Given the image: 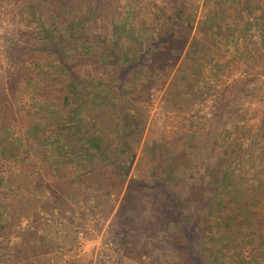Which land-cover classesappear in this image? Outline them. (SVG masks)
<instances>
[{"label": "rangeland", "instance_id": "obj_1", "mask_svg": "<svg viewBox=\"0 0 264 264\" xmlns=\"http://www.w3.org/2000/svg\"><path fill=\"white\" fill-rule=\"evenodd\" d=\"M192 1L186 15L191 24L188 36L201 34L208 44L203 58L197 56L201 65L195 75L186 73L189 82L183 83L179 91L171 95L170 102L165 95V82L149 85L142 95H138L139 77L136 76L123 86L120 101L122 111L128 113L127 126L133 131L127 141L132 154L129 166L136 159L144 158L143 149L147 147V152L153 154L157 161V169L161 166L163 173L164 170L173 173L171 185L175 194L181 189L182 193H186L188 188L177 175L180 167L170 168L164 147L155 146V138L168 134L180 124L185 127L184 138L188 133L202 132L211 114L214 97L223 91L229 94L234 80L246 69L257 73L259 92L243 100L242 106L233 111V119L222 124V138L231 136L234 142L247 146L251 135L260 131L258 109L260 104H264V74H261L264 69V0H255L254 6L248 4L250 0ZM137 2L118 0L113 23L105 18L92 21L88 10H84V16L79 14L81 21L83 19L81 26L93 33L99 32L103 26L106 37H113L111 53L127 49L136 53L152 30H160L159 16L141 10L131 13ZM13 5L15 0H0L2 76L12 70L4 57L3 45L6 34L11 32L8 11ZM21 8L22 13L17 16H20L19 25L29 30L32 40L41 47L26 61L24 75L36 73L41 82H47L51 92L38 89L34 94L32 84L20 81L13 94L8 96L16 116L7 118L5 127L0 124V177L25 165L33 171L41 185L37 188L34 184L36 189L33 192L38 191L35 193L37 196L28 194L30 198L23 202L16 201L10 194H1L0 264H39L40 256L46 257L51 264H154L156 251L152 250V241L148 238L151 226L148 225L146 234L139 224L131 225V220L125 215L129 208L126 202H122L125 183L113 185L106 198L99 192L88 191L86 185L79 182L67 184L71 174L80 175L88 167L87 156H93L92 145L88 143L90 133L81 135L78 130L92 122V114L104 117L111 110L113 98L107 89L110 79L89 80L84 72V61H77L71 67L78 72L80 89L76 92L73 85L68 87L64 81L69 77L53 52L52 43L60 37L72 38L58 20L47 27L49 31L44 30L38 15L45 10L44 1L33 0ZM212 16L219 26L209 23ZM242 19H250L253 25ZM112 24L119 28V34L127 41L126 48H118L114 30L110 29ZM47 33L51 38L45 37ZM75 50L70 52L77 55ZM238 51L241 56L236 53ZM111 53L107 54L109 60H112ZM248 55L251 58L249 64L246 62ZM213 63H218V68L210 69ZM174 67L175 64H171L161 74L165 80L171 76ZM143 70L142 67L139 69ZM60 86L65 94L57 90ZM94 126L97 127L91 130L92 133L101 131L99 121ZM33 130L43 133L38 141L31 139ZM263 137L259 134L260 143ZM33 144L39 147L35 153ZM258 147H261L259 153L250 151L252 158L247 170L240 176L245 178L242 182L247 183L244 189L247 193L244 198L247 199H239L237 206H233L228 194L223 192L200 223L201 245L208 264H264V217L259 214L261 195L264 193V146ZM180 148L176 149L177 155L182 152ZM94 159L109 167L106 157L101 158L98 154ZM212 161L210 158V163ZM204 172L206 176H211V167L206 166ZM132 174L137 175L136 172H127L126 177ZM2 185L1 181L0 188ZM256 185L259 187L257 196L251 190ZM235 187L238 189L237 184ZM13 193L18 194L19 190L16 188ZM139 205L141 207L135 210V216L144 215L152 221L158 215H167L169 207L176 213L181 209V206L149 199H140ZM231 213L234 215L232 230L225 232L224 220ZM247 214L250 219L246 218ZM126 229H131V232L127 233ZM249 230L251 235L246 233ZM32 244L34 250L29 249Z\"/></svg>", "mask_w": 264, "mask_h": 264}, {"label": "trees", "instance_id": "obj_2", "mask_svg": "<svg viewBox=\"0 0 264 264\" xmlns=\"http://www.w3.org/2000/svg\"><path fill=\"white\" fill-rule=\"evenodd\" d=\"M31 1L33 0H15V5L8 11L9 21L12 25L11 32L7 33L5 37L3 54L12 70L4 76L0 74V124L2 127H5L7 118H13L16 113L8 96L13 94V91L21 83L20 81L32 84L34 94L38 89L51 92L50 88H47V82H41L36 73L29 76L24 75L26 61L41 49L32 40V33L19 25L20 16L17 18L22 13L21 6L23 7L25 3ZM42 1L45 3V10L38 15L45 26L44 30L49 31L47 27L58 20L68 36L72 38L69 40L70 38L60 37L52 43V50L58 56L62 68L65 69L69 77L67 81H64L68 87L73 85L76 92L80 89L78 72L71 67L77 61H84V72L89 80L104 81L109 78L111 82L107 86L113 98L111 110L105 113L104 117L92 114V122L82 125V128L78 130L81 135L90 133L88 143L90 142L92 145L93 156H87L88 167L86 166L80 175L71 174L67 184L79 182L86 185L88 191L99 192L102 197L106 198L113 185L121 186L125 183L122 202H126L129 207L125 215L131 220V225L132 223L139 224L145 233L148 225L151 226L149 230L153 236L149 234L147 236L152 241V250L156 251L154 264H208L201 245L200 223L207 217L217 198L223 192L228 194V199L233 206H237L239 199L244 198L246 193L244 189L247 183H243L245 178H240V176L248 168L252 158L250 151L256 150L259 153L261 147L258 146H264V140L262 143L258 140L259 134L264 135V104H260L258 109L260 131L251 135L248 147L234 142L231 136L222 138L221 134L222 124L233 119V111L242 106L243 100L259 92L260 85L257 83L259 77L255 75L257 73L246 69L240 77L234 80L229 94L226 95L223 91L214 97L211 114L207 117L202 132L188 133L184 138L185 127L180 124L178 128L168 134H162L155 138V146L164 147L163 151L170 163V168L175 169L176 165L180 167L177 175L188 188L186 193H182L184 191L181 189L182 191L175 194V188L171 185L173 173L171 170H164L163 173L161 166L157 169V161L153 154L147 152V147L143 149L144 158L136 159L134 164L129 166L132 154L127 141L133 131H130L127 126L129 124L126 122L128 113L122 111L120 101H122L121 97L124 93L123 86L129 80L133 81L136 76L139 77L138 95H142L149 85L165 82V95L170 102L171 95L179 91L183 83L189 82V77H185L186 73L195 75L201 65L197 53L202 49V45L195 36H188L191 24L186 15L193 1L149 0L143 2L137 0V6L131 10V13L134 14L141 10L144 13H153L155 16H159L160 30L158 32L152 30L136 53H132L128 49L125 52L111 53L113 37L110 39L106 37L103 26L97 33L87 32L81 26L83 19L81 21L79 14L84 16V10H88L92 21L97 18H105L110 19L108 21L113 23L112 18L118 0ZM110 29L114 30L118 48H126L128 43L119 34V28L112 24ZM45 37L51 38V35L47 33ZM109 41H111L110 44ZM74 48L77 55L70 52ZM109 53L112 55V60L107 58ZM250 59L248 55L246 57L248 64ZM171 64H175L174 71L165 80V76L161 74ZM141 67L144 68L143 71H139ZM261 74H264V69L261 70ZM45 85L47 89H45ZM57 90H61V93L65 94L61 86L57 87ZM98 121L101 131L92 133L91 130H95L97 126L94 125ZM32 134L30 136L34 141H38L43 136V133L37 130H33ZM178 147H181L180 150H182L180 155H177ZM38 148L37 145L33 153ZM98 154L101 158H107L106 164L109 167L99 164L94 159ZM210 158L213 160L212 163H210ZM31 164H33L32 161ZM206 166L211 167V176L205 175ZM127 172L130 174L136 172L137 175L132 174L126 177ZM1 181L3 185L0 188V197L1 194H10L19 202L27 201L30 198L28 194L37 196L35 193L38 191L33 192V189H36L34 184L37 188L41 185L33 171L25 165L20 170H10L7 174H3L0 177ZM236 184L238 189L235 187ZM16 188L19 190L18 194L13 193ZM258 189L257 185L254 189L251 188L255 191L256 196L259 194ZM255 195L251 193V196ZM140 199H149L160 203L167 202L175 207L181 206V209L179 213H176L172 207H169L166 209L167 215H158L156 220L152 221L144 215L135 216V210L141 207ZM260 205L259 214L264 217V193L261 195ZM162 210L165 211V207H162ZM233 218V213L226 215L225 232H231ZM246 218L250 219V216L247 214ZM126 232H131V229H126ZM246 233L251 235L250 230ZM34 248L33 244L29 247L30 250H34ZM39 264L51 263L47 261L46 257L40 256Z\"/></svg>", "mask_w": 264, "mask_h": 264}, {"label": "crops", "instance_id": "obj_3", "mask_svg": "<svg viewBox=\"0 0 264 264\" xmlns=\"http://www.w3.org/2000/svg\"><path fill=\"white\" fill-rule=\"evenodd\" d=\"M248 4H252L253 6L256 4L255 3V0H250V2L248 3ZM209 23H214L215 25H217V26H219V24H217V22H215V19H214V17L212 16V17H210L209 18ZM245 23H247V21H248V25H251L252 24V22H249V20L250 19H242ZM254 22V21H253ZM255 23V22H254ZM247 25V26H248ZM253 25V24H252ZM243 26H244V24H243ZM242 33V32H241ZM241 35V34H240ZM225 38H227V35L225 36V35H223ZM228 36H231V37H235V36H232V34H228ZM219 37H221V35L219 36ZM230 37V38H231ZM199 41H200V43H201V45H202V49L197 53V55L199 56V58H203V56H204V49L207 47L208 48V44L205 42V40H204V37H203V35H198L197 37H196ZM232 40H235V38H232ZM233 42V41H232ZM236 53H238V55L239 56H241L240 55V53H239V51L238 52H236ZM221 62V61H220ZM221 64L223 65L224 64V62L222 61L221 62ZM218 63H213V65H211V67H210V69H212V70H214V69H216V68H218ZM198 76V75H197ZM190 90H193V89H191L190 88ZM190 90H188V91H186V92H189Z\"/></svg>", "mask_w": 264, "mask_h": 264}]
</instances>
